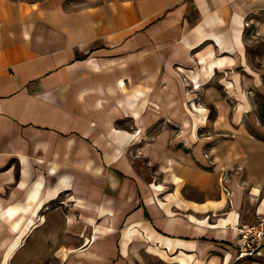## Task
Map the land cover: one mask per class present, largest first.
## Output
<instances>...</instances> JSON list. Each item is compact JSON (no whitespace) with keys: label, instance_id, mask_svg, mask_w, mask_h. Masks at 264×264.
Listing matches in <instances>:
<instances>
[{"label":"crops","instance_id":"1","mask_svg":"<svg viewBox=\"0 0 264 264\" xmlns=\"http://www.w3.org/2000/svg\"><path fill=\"white\" fill-rule=\"evenodd\" d=\"M252 26L264 0H0V231L63 211L59 264H264L234 250L264 213V142L201 133L208 105L232 119L221 90L264 87Z\"/></svg>","mask_w":264,"mask_h":264},{"label":"rangeland","instance_id":"2","mask_svg":"<svg viewBox=\"0 0 264 264\" xmlns=\"http://www.w3.org/2000/svg\"><path fill=\"white\" fill-rule=\"evenodd\" d=\"M17 1H34V0H17ZM73 1V0H71ZM70 3V2H69ZM245 41L248 46V63L252 71L262 78L264 86V38L259 35L257 27L252 26L245 33ZM232 94L230 100L221 90L222 98L228 103L219 107V112H229L232 116L230 120H216V111L212 105H208V116L204 121V127L201 130L202 135H205L206 140H210L213 134L223 130L230 129H244L248 134L254 136V138L264 142V87L259 88H244L242 90L237 89ZM141 167L143 166V160L138 161ZM63 211H59L58 216H37L32 219L35 223H41L45 226H49L48 231H42L38 233L35 231L29 232L23 235L19 241V247L17 251L11 256L6 264H59V260L56 259L55 251L57 249L56 244H60L58 247L60 251L62 247L73 245L77 240L69 241L68 234L62 232L61 228L65 224V217L62 215ZM0 221V225H1ZM43 228V227H42ZM41 228V229H42ZM54 229V231H53ZM70 235V234H69ZM93 234H88L91 238ZM18 237L17 233H7L0 231V245L4 240H14ZM79 242V241H78ZM4 248H0V264H3ZM140 260V259H139ZM142 264H163L151 259L148 255L142 254Z\"/></svg>","mask_w":264,"mask_h":264},{"label":"built area","instance_id":"3","mask_svg":"<svg viewBox=\"0 0 264 264\" xmlns=\"http://www.w3.org/2000/svg\"><path fill=\"white\" fill-rule=\"evenodd\" d=\"M237 238L234 244L236 260L262 257L264 254V213L249 225L236 228Z\"/></svg>","mask_w":264,"mask_h":264},{"label":"bare ground","instance_id":"4","mask_svg":"<svg viewBox=\"0 0 264 264\" xmlns=\"http://www.w3.org/2000/svg\"><path fill=\"white\" fill-rule=\"evenodd\" d=\"M2 214L3 215L1 217L6 219V220H8V219L13 220L14 219L13 228L18 231V237L12 243V245H10V247L7 249V252L4 254V261H6V259L9 258V255L19 247L20 238L25 234L26 231L25 232H19L20 230L18 229V226L21 224V220L17 216L16 210H12L10 208V209L4 211ZM31 225H32V223L30 224V226Z\"/></svg>","mask_w":264,"mask_h":264}]
</instances>
